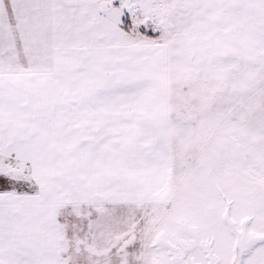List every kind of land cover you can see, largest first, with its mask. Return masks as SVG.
I'll use <instances>...</instances> for the list:
<instances>
[{"label": "snow or ice", "instance_id": "6c2138e0", "mask_svg": "<svg viewBox=\"0 0 264 264\" xmlns=\"http://www.w3.org/2000/svg\"><path fill=\"white\" fill-rule=\"evenodd\" d=\"M0 264H264V0H0Z\"/></svg>", "mask_w": 264, "mask_h": 264}]
</instances>
